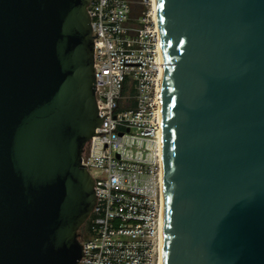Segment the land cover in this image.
I'll use <instances>...</instances> for the list:
<instances>
[{"label":"water","instance_id":"water-1","mask_svg":"<svg viewBox=\"0 0 264 264\" xmlns=\"http://www.w3.org/2000/svg\"><path fill=\"white\" fill-rule=\"evenodd\" d=\"M159 264H264V0H151ZM89 0H0V264H78L101 124Z\"/></svg>","mask_w":264,"mask_h":264},{"label":"built area","instance_id":"built-area-1","mask_svg":"<svg viewBox=\"0 0 264 264\" xmlns=\"http://www.w3.org/2000/svg\"><path fill=\"white\" fill-rule=\"evenodd\" d=\"M87 10L102 121L81 159L95 203L78 264H159L161 62L152 3L89 0Z\"/></svg>","mask_w":264,"mask_h":264},{"label":"rangeland","instance_id":"rangeland-1","mask_svg":"<svg viewBox=\"0 0 264 264\" xmlns=\"http://www.w3.org/2000/svg\"><path fill=\"white\" fill-rule=\"evenodd\" d=\"M139 12H140V8L137 7V9H136V14L139 13ZM83 233H84V231H83L82 229H80V231H79L80 237L84 236Z\"/></svg>","mask_w":264,"mask_h":264},{"label":"trees","instance_id":"trees-1","mask_svg":"<svg viewBox=\"0 0 264 264\" xmlns=\"http://www.w3.org/2000/svg\"><path fill=\"white\" fill-rule=\"evenodd\" d=\"M86 225H87V222H86V224L81 229H85Z\"/></svg>","mask_w":264,"mask_h":264},{"label":"bare ground","instance_id":"bare-ground-1","mask_svg":"<svg viewBox=\"0 0 264 264\" xmlns=\"http://www.w3.org/2000/svg\"><path fill=\"white\" fill-rule=\"evenodd\" d=\"M153 21H154V18H153Z\"/></svg>","mask_w":264,"mask_h":264},{"label":"flooded vegetation","instance_id":"flooded-vegetation-1","mask_svg":"<svg viewBox=\"0 0 264 264\" xmlns=\"http://www.w3.org/2000/svg\"><path fill=\"white\" fill-rule=\"evenodd\" d=\"M82 230H84V229H82Z\"/></svg>","mask_w":264,"mask_h":264}]
</instances>
